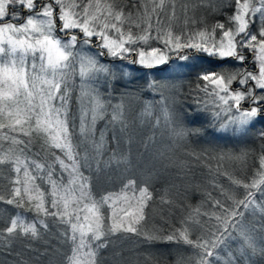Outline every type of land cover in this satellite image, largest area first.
<instances>
[{
  "label": "snow or ice",
  "instance_id": "snow-or-ice-1",
  "mask_svg": "<svg viewBox=\"0 0 264 264\" xmlns=\"http://www.w3.org/2000/svg\"><path fill=\"white\" fill-rule=\"evenodd\" d=\"M197 7L226 19L209 26L189 15ZM142 69L185 159L165 158L147 142L132 155L137 122L153 116L151 103L131 114L132 86L142 79L133 73ZM193 73L187 92L173 82ZM166 92L189 102L169 106ZM160 125L158 116L153 129ZM233 139L259 145L249 179L222 171L226 159L247 169L256 151L213 146ZM197 166L214 172L213 191L192 208L184 200ZM113 174L120 191L95 195L94 183ZM0 205L35 213L0 208V264H110L105 253L120 264L116 248L129 234L147 247L195 250L171 264H264V0H0ZM150 213L159 218L151 229ZM249 213L259 214L258 226L245 225Z\"/></svg>",
  "mask_w": 264,
  "mask_h": 264
},
{
  "label": "trees",
  "instance_id": "trees-1",
  "mask_svg": "<svg viewBox=\"0 0 264 264\" xmlns=\"http://www.w3.org/2000/svg\"><path fill=\"white\" fill-rule=\"evenodd\" d=\"M215 6L219 7L221 3H226L227 0H214ZM192 4H198L199 0H191ZM234 7V6H233ZM225 12L231 13V9L225 8ZM195 15L196 19L199 20L201 17L205 18L207 24L210 26L211 24L215 23L217 20H220L223 22L226 17L223 14H213L210 7H197L195 9V12L189 10V15ZM180 23L183 22V14L180 13ZM152 46H158L155 41L151 42ZM143 46V45H142ZM162 47V45H160ZM251 59V57H249ZM234 62L232 61H225L224 66L232 67ZM218 70V69H214ZM144 72V71H140ZM146 74H150V70L147 71ZM180 84H183L184 91L187 92L189 90V87H195V73L192 75L184 76L180 80ZM146 84L143 82H139L137 85H133L132 87L137 88L138 90V97L141 99L140 105L143 107L145 103L149 101H156V99L159 97L158 94L154 93L151 94V90H148L147 87L145 88ZM143 89V90H141ZM119 91H122V89H118V92L116 96H118ZM182 103H188L189 101H184L183 97H177ZM180 108V104L178 106ZM75 110V106L74 109ZM137 122V129L136 133L139 132V138L136 137L134 142L131 146L132 155L134 158L138 157L140 153L144 151V144L145 142L149 143L150 149L156 151L159 150L160 145V139L157 135H155V143L152 144L151 142V136H148V126L145 123L138 124ZM98 128L103 127V121L99 122L97 125ZM153 137V136H152ZM209 139H212L211 135L208 137ZM233 143H237L236 139H233L231 142L219 140L214 143L213 146L227 149H232L236 152H240L243 149L251 150L256 149L255 152L250 151V155L247 158V169L244 168V166L239 161L234 160H225L223 161V168L222 171H227L229 173H233L237 178H244L249 179L251 175L254 172L253 164L255 165V168H259V161H258V154H259V145L258 143H248V144H242L239 148H236ZM7 147V145H4ZM203 147H209V145L205 144L202 145ZM124 150L127 151L128 147L127 144L123 145ZM193 146L187 145V150H191ZM185 145L181 144L178 149L174 150V155L167 156L166 158H172V159H185L184 153H185ZM35 151V149H34ZM55 151V150H54ZM133 151H136L133 153ZM43 155V153H42ZM188 163L191 164L192 161L189 159ZM215 168V164H213V169ZM195 173L196 178L194 181H191L193 187L189 188L187 191L186 199L184 200V203L186 205H191L192 208H195L196 206L200 205L202 202L207 201V192L213 191L211 187V181L214 176L213 173H209L207 168H203L200 166L195 167ZM217 179L222 182L225 187H232L235 188V186L230 185V181L225 176L217 177ZM121 176L119 174H113L110 179H102L99 182L94 183L93 186V192L95 195H103L106 192H119L120 188L122 186L121 183ZM196 185H199V187H196ZM213 195H219L218 190L213 192ZM235 195L237 199L243 198L244 195V189L237 188L235 190ZM183 199L182 197H179ZM207 206V205H205ZM0 208H8L9 213L8 215H14L16 212L22 213L26 218L31 219L34 217L35 213L31 211H26L25 209H16L12 206L8 205H0ZM191 210V209H189ZM186 214V213H185ZM179 217V213H178ZM176 219V225L179 226V218ZM258 217L253 216L251 213L246 214L244 223L248 227H256L258 226ZM159 225V218L155 217V219L152 218V215L150 213V217L148 219V222L146 224V227L151 229L154 226ZM130 235L129 239L122 240L119 242L118 247L116 248L117 252H122V260L120 261V264H156V261H162L164 264H171L172 261L176 259L177 256H183L186 260L189 256H194L195 250L189 248L188 246L181 245L178 248L175 245H166L162 242H156L152 247H147L142 240V237H136L134 235ZM199 235V231H195L192 235L193 239H196V237ZM105 255L109 258L110 264H111V254L105 253ZM147 258V259H146Z\"/></svg>",
  "mask_w": 264,
  "mask_h": 264
},
{
  "label": "rangeland",
  "instance_id": "rangeland-1",
  "mask_svg": "<svg viewBox=\"0 0 264 264\" xmlns=\"http://www.w3.org/2000/svg\"><path fill=\"white\" fill-rule=\"evenodd\" d=\"M257 23H258V21H257ZM93 39H95V38H93ZM90 51L91 52H96V51H98V49L91 48ZM134 56H135V54L133 55V57ZM109 60H111V57H104V58H102V62H107ZM174 62L175 63H179V61H174ZM116 63H119L122 66L125 65V64H127L126 61H116ZM204 67L208 68L210 66L205 65ZM212 70H214V69H212ZM140 71H144V72L142 73ZM140 71H137V72L133 73V75H135L137 77H142V79H139V80L136 81V84L135 85H137L142 80H143V82L151 81L152 80V78H153L152 75L151 74H146L147 71H149L148 69H142ZM180 80L181 79L174 80L173 82L174 83H177V84H180ZM145 88H146V86H145ZM150 92H151L152 95L154 94V92H152V91H150ZM165 95L169 97V99H168L169 106H173V101L175 99H177V97L174 96L173 94H170V93H167V92L165 93ZM118 100H119V95L115 97V99L113 100V103L118 102ZM159 100H160V97H158L156 99V101H154V102L153 101H149V102H147V103L144 104V106H145L146 104L151 103L152 106H153V116L150 117V118H148V121L146 122V124L148 126V130H150L147 133H148V136L149 137L150 136L152 137L153 135H157L158 138L160 139L159 150H157V149H156V151L151 150V149L150 150L153 151V152H156V153H163L164 154V157L166 158L167 156L174 155V153H175L174 150L178 149L181 144L177 145V144H173L172 143V140H171V138L169 136L168 130L163 125V118H162V108H163V105L160 104ZM140 101H141V99L139 97H137L133 101V111L131 113L132 115H135L136 113L140 112L143 109L144 106L142 107L140 105ZM178 106H179V104H176L175 105V107L177 109H179ZM158 116L161 117V125H160V127L156 128L154 130L153 129V125L155 124L156 117H158ZM256 127L258 129V128L261 127V125L258 124ZM253 131H255V130H253ZM139 135H140V133L137 132L136 133V137L139 138ZM233 144L235 145L236 148H239L243 143H238L237 142V143H233ZM134 152H136V151H133V153Z\"/></svg>",
  "mask_w": 264,
  "mask_h": 264
},
{
  "label": "flooded vegetation",
  "instance_id": "flooded-vegetation-1",
  "mask_svg": "<svg viewBox=\"0 0 264 264\" xmlns=\"http://www.w3.org/2000/svg\"><path fill=\"white\" fill-rule=\"evenodd\" d=\"M134 55V54H133Z\"/></svg>",
  "mask_w": 264,
  "mask_h": 264
}]
</instances>
